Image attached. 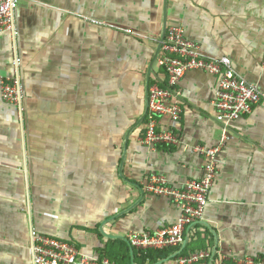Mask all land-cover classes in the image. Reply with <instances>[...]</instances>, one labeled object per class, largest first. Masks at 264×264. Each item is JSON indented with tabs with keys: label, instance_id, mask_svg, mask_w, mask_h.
Here are the masks:
<instances>
[{
	"label": "crops",
	"instance_id": "crops-1",
	"mask_svg": "<svg viewBox=\"0 0 264 264\" xmlns=\"http://www.w3.org/2000/svg\"><path fill=\"white\" fill-rule=\"evenodd\" d=\"M163 1H18L15 35L0 33V81L17 56L23 89L21 113L0 97V264H31V231L116 264H174L206 246L231 260L264 257V97L230 126L197 240L152 263L125 239L179 217L168 198L143 190L146 177L175 187L199 179L204 160L193 149L220 139L217 79L192 70L178 82L180 120L158 118L179 144L141 142ZM170 24L205 55L228 57L264 95V0H166ZM163 78L154 60L148 84Z\"/></svg>",
	"mask_w": 264,
	"mask_h": 264
},
{
	"label": "built area",
	"instance_id": "built-area-1",
	"mask_svg": "<svg viewBox=\"0 0 264 264\" xmlns=\"http://www.w3.org/2000/svg\"><path fill=\"white\" fill-rule=\"evenodd\" d=\"M18 1L0 0V33L15 35L14 13ZM155 63L162 70L164 78L163 81L148 84L142 144L148 147L179 144L174 131L159 129L158 118L167 116L172 122L180 120L182 108L178 82L186 72L192 70L203 71L217 79V87L210 103L215 112L214 119L220 126V139L212 147L193 149L204 160L203 174L199 179H190L182 186L175 187L162 175L151 174L146 177L143 190L150 195L168 198L180 214L170 226L155 231L128 232L125 239L137 251L178 249L195 242L197 234L204 232L201 223L217 173V155L229 136L231 124L249 115L264 97L256 85L248 83L236 73L228 57L205 55L199 45L184 37L179 25L166 26ZM261 65L264 67V52ZM19 69L20 61L15 56L12 59V75L0 81V97L4 103L16 107L18 113H21L23 89ZM29 251L31 264H116L107 257L88 256L74 243L34 231L30 232ZM174 264H264V257L231 260L206 246L177 254Z\"/></svg>",
	"mask_w": 264,
	"mask_h": 264
},
{
	"label": "water",
	"instance_id": "water-1",
	"mask_svg": "<svg viewBox=\"0 0 264 264\" xmlns=\"http://www.w3.org/2000/svg\"><path fill=\"white\" fill-rule=\"evenodd\" d=\"M165 31H166V0L163 1V14H162V30H161V34H160V38L157 42V45H156V48H155V52H154V55H153V59L151 61V64L149 66V69H148V72H147V82H146V91H145V102H146V109H147V87H148V79H149V75H150V70L152 68V64H153V61L155 60L157 54H158V51H159V48H160V45H161V42L164 38V35H165ZM146 116V112L144 113V117ZM184 246H182L183 248Z\"/></svg>",
	"mask_w": 264,
	"mask_h": 264
},
{
	"label": "trees",
	"instance_id": "trees-1",
	"mask_svg": "<svg viewBox=\"0 0 264 264\" xmlns=\"http://www.w3.org/2000/svg\"><path fill=\"white\" fill-rule=\"evenodd\" d=\"M164 251L167 250H146V251H138V256L143 262H156L159 256L165 255Z\"/></svg>",
	"mask_w": 264,
	"mask_h": 264
}]
</instances>
